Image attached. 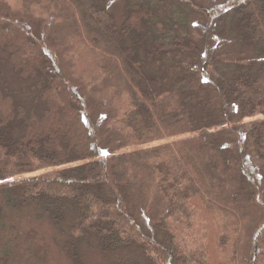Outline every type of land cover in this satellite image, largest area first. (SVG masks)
Here are the masks:
<instances>
[{
    "label": "trees",
    "instance_id": "obj_1",
    "mask_svg": "<svg viewBox=\"0 0 264 264\" xmlns=\"http://www.w3.org/2000/svg\"><path fill=\"white\" fill-rule=\"evenodd\" d=\"M8 210L68 264H264V0H0Z\"/></svg>",
    "mask_w": 264,
    "mask_h": 264
},
{
    "label": "rangeland",
    "instance_id": "obj_2",
    "mask_svg": "<svg viewBox=\"0 0 264 264\" xmlns=\"http://www.w3.org/2000/svg\"><path fill=\"white\" fill-rule=\"evenodd\" d=\"M194 2L205 4L208 0ZM190 33L192 34L191 30ZM40 174L41 172H34L28 176L16 177L12 181ZM40 218L39 215L26 210L6 211V225L0 229V248L7 245L12 250L14 264H68L57 249L55 232ZM207 221L209 223V217Z\"/></svg>",
    "mask_w": 264,
    "mask_h": 264
},
{
    "label": "snow or ice",
    "instance_id": "obj_3",
    "mask_svg": "<svg viewBox=\"0 0 264 264\" xmlns=\"http://www.w3.org/2000/svg\"><path fill=\"white\" fill-rule=\"evenodd\" d=\"M106 154V153H105Z\"/></svg>",
    "mask_w": 264,
    "mask_h": 264
}]
</instances>
